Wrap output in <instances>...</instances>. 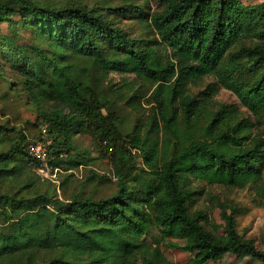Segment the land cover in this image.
<instances>
[{"label":"trees","instance_id":"16d2710c","mask_svg":"<svg viewBox=\"0 0 264 264\" xmlns=\"http://www.w3.org/2000/svg\"><path fill=\"white\" fill-rule=\"evenodd\" d=\"M86 1L3 0L0 24H13L17 9L23 28L43 39L44 48L14 68L46 127L47 166L55 176L64 173L61 188L74 177L67 172L93 161L73 143L84 133L113 168L108 178L91 172L86 182L112 181L115 191L95 200V189L86 193L82 184L57 198L27 152L35 140L0 125V264H133L136 255L143 264H168L136 239L146 217L165 236L174 230L187 240L193 264L238 254L264 264V252L236 230L237 208L224 216L225 240L207 230L206 212L191 210L200 194L196 181L252 186L264 207V132L252 134L253 124L239 120L234 105L213 109L221 87L257 121L264 115V2L151 0L157 10L149 13L150 0H119L116 7ZM121 19L141 24L154 39H133ZM109 72L149 85L146 116L138 114L146 94L134 81L109 95L102 86ZM205 77L216 83L192 96L190 86ZM115 101L138 114L131 126L116 114ZM127 143L142 168L128 164Z\"/></svg>","mask_w":264,"mask_h":264},{"label":"rangeland","instance_id":"374dc122","mask_svg":"<svg viewBox=\"0 0 264 264\" xmlns=\"http://www.w3.org/2000/svg\"><path fill=\"white\" fill-rule=\"evenodd\" d=\"M42 1L47 4H54L62 2L63 0ZM238 1L245 7H251L264 2V0ZM86 2L88 4L105 2V7H116L120 5L119 0H87ZM144 9L149 13H153L157 10V3L150 0ZM19 17L18 10L16 9L13 15V24H0V125L7 128L19 129L28 141L35 140L36 142V139L40 138L39 130L41 123L34 105L27 99L25 90L21 89V78L18 69L14 68V64H16L15 61H21L26 56H31L32 49L35 47L43 49L45 45L43 39L39 38L36 33L23 28ZM118 25L119 27H123L126 33L133 39H154L150 31H146L142 28L141 24L134 22L132 19H121ZM247 44H251V42ZM162 53H164L163 50ZM132 81L135 82V88L140 89V93L143 95L146 94L141 99L140 103L142 106L138 110L139 115L146 116L150 110V106L146 105L145 101L152 90L149 88V85L144 84L140 80H136L131 74L120 75L109 72L102 86L109 91L110 95L118 88H121L124 83ZM210 83H216V80L213 77H205L198 85H191L190 92L192 96H196L198 92L205 90ZM213 101L216 104V106L213 105L214 110H217L219 106H236L240 111L239 120H248L253 124L252 134L261 135L264 132V115L257 121L250 112L239 104L235 95L229 90L219 87L217 94L213 97ZM114 103L116 114L121 117L122 121H125L131 126L138 114H134L123 101H115ZM125 140L128 141L127 138ZM93 142L94 140L89 134L80 133L73 138V143L79 150V153L87 151L93 161L88 167H80L67 172L68 174L72 173L74 177L63 188H61L60 182L63 179L64 173L55 176L53 173H50L47 164L45 166L44 160L37 161V166L34 168L35 172L40 173L43 177L46 175L52 181L43 182V187L52 188L51 191H54V195L59 199L76 192V188L82 184L87 186V188H83L86 193L90 189H95V200L111 195L115 191V182L103 181L98 185L86 182L91 172H96L98 175L107 178L113 172L109 157H101L99 154V149L101 148L97 142L95 143L97 145H94ZM126 146L130 148L128 143ZM128 164L137 169L142 168L141 155L137 150L131 149ZM193 187L200 194L197 197L198 200L195 206L191 210H202L206 212L209 221L206 226L207 230L225 240L227 232L224 216L230 214L231 207H235L239 210V214L235 216L236 230L243 238L253 240L256 248L264 252V207L259 206L260 198L255 195L252 186H247L244 189H232L221 185L210 186L203 181H196ZM162 231L163 227L161 225H155L150 217H146L142 221V229L137 234L136 239L143 247L158 249L168 264H193L194 253H189L185 249L190 243L187 240L177 238L174 230H171L168 236L162 234ZM133 264H143L142 256L136 255ZM206 264L261 263L251 260L244 254H238L226 255Z\"/></svg>","mask_w":264,"mask_h":264},{"label":"built area","instance_id":"2783aa9c","mask_svg":"<svg viewBox=\"0 0 264 264\" xmlns=\"http://www.w3.org/2000/svg\"><path fill=\"white\" fill-rule=\"evenodd\" d=\"M40 131H41V135H42L41 140H38V141L30 144L27 147V152H28L29 156H31V158L35 159L36 161L40 162V161L44 160L45 166H46V164H47L46 150H47V146L50 144V142L48 140H46V138H45L46 133H47L46 127L42 126L40 128ZM49 170H50V168H49ZM37 174L41 178H47L46 175H44V177H43L40 173H37Z\"/></svg>","mask_w":264,"mask_h":264}]
</instances>
